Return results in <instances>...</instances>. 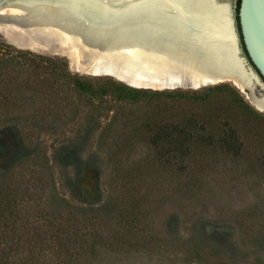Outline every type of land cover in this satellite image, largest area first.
<instances>
[{
    "label": "trees",
    "instance_id": "1",
    "mask_svg": "<svg viewBox=\"0 0 264 264\" xmlns=\"http://www.w3.org/2000/svg\"><path fill=\"white\" fill-rule=\"evenodd\" d=\"M240 3L237 0L235 11L241 34ZM243 48L246 52L244 44ZM166 98L223 103L244 118L264 125V113L230 83L198 90L134 88L111 77L75 73L65 57L36 53L0 39V124L4 129L29 126L40 134L58 133L79 118L78 107L85 104L90 109L84 116L86 124L97 128L103 117H109L108 111H113L110 127L127 129L125 134L136 135L114 144L113 161L130 154L134 140L140 138L147 143V158L139 164L138 169H144L139 176L129 177L130 165L119 159L105 201L78 206L61 193L53 165L75 163L79 149L90 136L84 133L70 143L58 145L53 154L54 164L47 150L40 149L35 199L29 177L32 151L27 147L24 150L17 137L27 159L10 169L0 167V264H91L102 251L133 245L124 237L130 234L135 219L139 217L140 221L147 206H151L146 198L136 195L141 189L155 194L156 185L150 180L154 167L187 171L194 167L190 160L198 148L212 150L223 159H234L239 165L248 161L244 149L249 140L264 153V134L239 129L235 122L231 124L230 119H222L217 112L203 116L154 110V105ZM133 107L151 110L132 114L129 109ZM257 166L264 167L260 156L250 160L249 167ZM16 175L22 180L20 189L8 183ZM257 236L264 243V228Z\"/></svg>",
    "mask_w": 264,
    "mask_h": 264
},
{
    "label": "rangeland",
    "instance_id": "2",
    "mask_svg": "<svg viewBox=\"0 0 264 264\" xmlns=\"http://www.w3.org/2000/svg\"><path fill=\"white\" fill-rule=\"evenodd\" d=\"M220 1L231 2L235 10L237 0ZM234 16L238 29L237 18ZM13 35H16L15 42L25 47L23 49L31 50V47H35L32 45L34 41L30 35L21 36L15 32L4 35L0 32V39L10 43L7 39L13 38ZM32 49L41 50H31L36 53L66 57L53 46H37ZM241 49L242 54L247 56L242 40ZM77 67L82 70L86 66L79 64ZM70 68L73 72L81 74L71 66ZM239 90L257 109L250 93L244 89ZM256 92L260 98L264 95L259 88ZM154 107H156L154 110L160 113L206 116L210 112H217L222 119H230L233 125L235 122L239 129L251 130L258 135L264 134L263 124L244 118L240 112L230 110L223 103L213 101L205 104L193 100L166 98L157 102ZM78 108L79 118L58 133L40 134L29 126L18 129L11 126L4 129L3 124H0V140L6 139L9 145L10 138L11 140L14 138V142L17 143L12 154L10 151L5 156L0 155V167L10 169L27 159L20 144L24 145V150L27 147L32 151L29 157L31 159L29 177L33 199L38 193L37 163L41 161L40 149L47 150L51 163L54 164L55 148L60 144L74 141L84 133L91 139L79 149L76 162L68 166L53 165L61 193L75 205L101 204L105 201L112 188L110 179L114 174L113 168H116L115 163L119 159L127 160V164L130 165V174H127L129 177L136 178L140 175L139 172L144 170L138 168L147 158V143L145 144L139 137L134 140L136 144L131 147L130 154L125 153L122 158L112 160L111 150L115 143L123 138L136 137L133 134H125L127 129L120 131L119 128L115 130L114 126L110 127L113 111H108L109 117H103L100 126L95 128V125H88L84 120V116L90 110L88 106L81 104ZM129 110L135 114L140 110L151 109L133 107ZM17 137L20 144L16 141ZM244 154L248 161L244 160L237 165L234 159H223L215 156L212 150L198 148L190 160L194 167H188L187 171L179 167L172 170L161 166L154 167L150 173V180L156 185L155 194L146 193L145 189H141L136 195L139 198H146L151 206H147V211L141 215L140 221L139 217L138 220L135 219L130 234L124 237L125 241L134 242L133 245L116 251H102L91 264H264V243L257 236L264 228V167L257 166L254 169L249 167L250 160L256 156L264 160V153L249 140L246 142ZM90 167L93 169H87ZM88 170L96 172V180L88 178ZM8 183L12 188L20 189L22 180L20 181L16 175L13 181L9 180ZM90 186L96 188L94 194L91 193ZM32 206L34 207V202Z\"/></svg>",
    "mask_w": 264,
    "mask_h": 264
},
{
    "label": "bare ground",
    "instance_id": "3",
    "mask_svg": "<svg viewBox=\"0 0 264 264\" xmlns=\"http://www.w3.org/2000/svg\"><path fill=\"white\" fill-rule=\"evenodd\" d=\"M24 1L27 2L19 1L3 11L15 14L18 20L11 23L0 22V32L4 35L8 32L21 36L30 35L34 41L32 45L35 46L31 48L53 46L57 52L64 53L70 59L71 66L76 70L81 71L80 67H77L79 64L84 65L86 61L93 60L123 72L170 82L193 80L210 75L211 72H233L238 78L232 79V82L241 87L252 84L234 50L236 40L232 17L223 6L218 8L222 10H218L213 5L207 6L204 3L207 6L205 9L200 13L194 12L200 26H203L204 33L201 35L192 37L184 31L180 34L176 31V36H171L173 31L168 26L169 17L165 16L163 29L149 23L145 28L132 29L133 32L141 30L144 33L138 38L129 37L130 31H127L128 34L119 33L109 42H105L106 40H101L100 37L94 39L91 33L94 27L91 28L90 25L77 20L71 8L65 5L49 6L46 0ZM204 1L201 0L202 3ZM208 1L210 3L211 0ZM168 2L172 3V0ZM161 3L163 7L165 3ZM183 3L189 9V2L185 0ZM197 5L203 6L201 3ZM176 6L179 4L176 3ZM210 8L214 10L209 11ZM154 10V7L147 10L152 16V23L156 21ZM160 10L161 14L165 15L164 7ZM15 36L7 40L18 45L14 40ZM89 47L99 50L95 51ZM83 69L85 70V67ZM256 104L264 107V98H256Z\"/></svg>",
    "mask_w": 264,
    "mask_h": 264
},
{
    "label": "water",
    "instance_id": "4",
    "mask_svg": "<svg viewBox=\"0 0 264 264\" xmlns=\"http://www.w3.org/2000/svg\"><path fill=\"white\" fill-rule=\"evenodd\" d=\"M19 1L27 2L24 0H0V22L11 23L18 20L15 14L3 11L10 9L12 5L17 4ZM47 1L48 3L46 4L49 6L65 5L71 8L76 15L75 18H77V20H80L86 25H90L91 28L94 27V30L91 32L94 35L92 37H94V39L100 37L101 40H106L105 42H109L117 34L127 33V31H130L129 37L138 38L141 33L143 35L144 33L141 32V30H135V32H133L132 29H140V27L145 28L149 23L163 29L162 26L164 25L163 20L165 16L169 17L170 20L167 21L170 22L168 23V26L172 29L171 31H173L171 36L175 37L177 34L176 31H179V34L184 31L189 35H192V37L201 35L204 33L203 26L201 27L198 19H196L197 16L194 15L196 13L195 11L200 13V11L205 9L208 5H213V7L217 9L222 6L225 7V9L227 8L232 17L231 23L235 34L236 42L234 50L243 69L251 78L252 84L249 86L243 85L241 87L235 82H232V79L238 78L237 74L233 72H211L210 75L201 76L193 80L170 82L163 79L145 77L137 73L123 72L114 67H107L100 61L93 60L84 63L86 66L85 70L77 71L82 75L111 77L134 88L151 90H198L220 83H231L238 89L248 91L257 109L264 111V107L256 104V98H260L256 92L257 88H259L264 94V0H241L238 12L241 34L236 28V19L234 16L236 13L229 1L222 2L220 0H211L209 3L208 0H203L204 2L202 3L201 0H187V2H189L188 5H190L189 9L183 5L185 0H172V3L168 2V0H46V2ZM38 2L45 3L44 1ZM161 2L165 3L163 6L165 9V15L161 14L162 12L160 9L163 8ZM175 2L179 4L178 7ZM198 3H201L203 6H198ZM204 3H206L207 6ZM153 7L155 9L154 20L156 21L152 23V16L147 10H150ZM210 10L214 9L210 8L209 11ZM158 32L159 31H155V33ZM101 40H99V43ZM241 40L246 49L247 56L242 54ZM12 44L22 49L25 48L24 46H19L14 43ZM30 49L34 50L32 48ZM89 49L96 51L98 48L89 47ZM65 58H67V60L69 59L67 56ZM261 98H264V95ZM87 174L88 178L91 180L97 179L94 170H88ZM90 190L92 194L96 192V188L93 186H90Z\"/></svg>",
    "mask_w": 264,
    "mask_h": 264
},
{
    "label": "flooded vegetation",
    "instance_id": "5",
    "mask_svg": "<svg viewBox=\"0 0 264 264\" xmlns=\"http://www.w3.org/2000/svg\"><path fill=\"white\" fill-rule=\"evenodd\" d=\"M12 138H13V136H12ZM8 146H9L10 150H9ZM16 146H17V143L14 142V138L12 140L10 138V144L9 145L6 142V139H5V141L4 140H0V155L1 156H5V154L6 155H7V153L9 154L10 151H11V154H12L13 153L12 151H13V149L15 150ZM87 169H93V168L90 167V168H87ZM80 182L81 181H79V184H80ZM79 186H81V185H79Z\"/></svg>",
    "mask_w": 264,
    "mask_h": 264
}]
</instances>
